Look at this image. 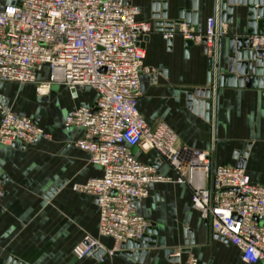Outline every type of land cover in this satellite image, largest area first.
Instances as JSON below:
<instances>
[{
	"label": "built area",
	"instance_id": "2783aa9c",
	"mask_svg": "<svg viewBox=\"0 0 264 264\" xmlns=\"http://www.w3.org/2000/svg\"><path fill=\"white\" fill-rule=\"evenodd\" d=\"M139 15L140 9L124 0H22L0 10V79L34 85L40 96L55 84L71 93L91 88L97 95L91 107L76 109L63 121L67 129L83 130L74 146L103 172L71 187L93 197L98 212L97 237L84 234L72 255L78 260L96 255L102 263L105 256L120 252L122 244L140 241L149 223L137 214L138 204L148 197L151 186L176 184L190 189L192 208L217 239L238 251L244 264H264V182L255 184L242 169L213 162V127L209 149H192L180 144L166 123L150 126L140 115V78L154 70L143 65L142 41L152 28L139 21ZM222 25L216 5L201 35L192 25L181 24L164 37L177 34L185 41L204 42L212 68ZM250 40L255 51H264V35ZM213 68L209 70L215 78ZM44 69L47 80L41 81L38 74ZM207 114L210 119L212 110ZM42 140L50 141V134L0 104V146L34 147ZM133 147L140 153L155 152L174 177L142 163ZM101 238L110 239L113 249H106ZM181 256V251L173 255ZM180 264L198 263L188 255Z\"/></svg>",
	"mask_w": 264,
	"mask_h": 264
},
{
	"label": "crops",
	"instance_id": "0c3cea01",
	"mask_svg": "<svg viewBox=\"0 0 264 264\" xmlns=\"http://www.w3.org/2000/svg\"><path fill=\"white\" fill-rule=\"evenodd\" d=\"M21 1L0 0V10ZM124 1L137 6L138 20L152 28L142 41L143 65L154 70L152 75L140 78L138 110L145 122L150 126L166 123L180 144L199 150L209 149L213 127V162L240 166L253 183H263L264 87L212 88L207 83L210 56L202 42H193L185 52L182 36L173 35L168 45L164 31H156L153 14L164 10L163 22L174 23L180 11H191L192 0ZM233 10L232 24L220 26L222 35L217 43L222 73L229 38L245 30L244 8L233 6ZM214 14V0H198L197 24L193 26L196 33L204 32ZM38 79L47 80L46 69ZM202 90L210 91L204 101L210 103L206 113L212 110V119L200 117L196 109L188 107L190 95L199 100L194 93ZM96 98L91 88L71 93L59 84L40 96L34 85L0 79V104L18 116L34 120L51 136L50 141L42 140L34 147L0 146V178L4 182V196L0 197V264H6L9 257L24 264H136L122 250L112 257L105 256L102 263L95 257L78 260L72 255L84 234L97 237L98 212L93 197L76 193L71 187L99 178L103 172L90 164L88 154L74 146L83 137V130L67 129L63 121L70 112L91 107ZM131 151L142 163L153 164L164 176L174 177L155 152L140 153L135 147ZM190 197L191 191L184 185L158 184L149 188L148 197L136 211L153 225L155 246L146 250L142 264H180L188 255H193L198 264H244L233 246L210 232L192 208ZM189 231L193 242L186 245ZM99 240L106 249H113L110 239ZM185 250L188 252L175 261L173 255Z\"/></svg>",
	"mask_w": 264,
	"mask_h": 264
},
{
	"label": "water",
	"instance_id": "95a60500",
	"mask_svg": "<svg viewBox=\"0 0 264 264\" xmlns=\"http://www.w3.org/2000/svg\"><path fill=\"white\" fill-rule=\"evenodd\" d=\"M215 7L218 6L220 15V23L232 24V15L234 13L233 6H241L245 10V30L238 31L237 37H230L227 43V52L225 60V72H221L222 59L220 53L217 56L215 63V78L214 72L211 70L208 72V85L215 84L217 88H263L264 83L262 77H264V51H255L252 47V36L264 35V0H214ZM165 5H163V9ZM197 9L198 0H192L191 11H180L178 14V20L174 23L163 22L166 19V13L163 10L161 14H153L152 19L156 21V31L164 33H174V26H180L181 24L196 25L197 24ZM161 19L162 21H159ZM163 27L165 29H163ZM175 35V34H174ZM177 35V34H176ZM167 44H172V38L167 40ZM204 44V42H202ZM192 45L191 41H185V52ZM212 67V66H211ZM210 69H214V68ZM195 97L199 100H194L193 96L189 97V108L197 110L200 117H208L206 110L209 107V103L204 101L210 96L209 90L196 91ZM237 168H240L238 166ZM153 225H149L147 233L138 242H127L120 246V250L125 251L128 258L134 261L136 264H142L149 249L155 246V231H152ZM151 236V237H150ZM193 234L192 231L188 232V241L186 245L192 244ZM188 250L181 251V253H187ZM100 254V253H99ZM97 257L96 255L94 256ZM178 261L177 258H174ZM6 264H24L11 257L8 258Z\"/></svg>",
	"mask_w": 264,
	"mask_h": 264
}]
</instances>
